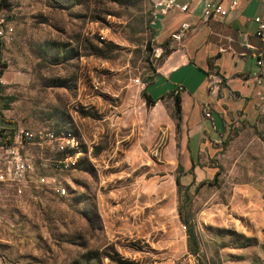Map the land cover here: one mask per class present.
<instances>
[{"label": "rangeland", "instance_id": "1", "mask_svg": "<svg viewBox=\"0 0 264 264\" xmlns=\"http://www.w3.org/2000/svg\"><path fill=\"white\" fill-rule=\"evenodd\" d=\"M153 5L0 0L11 35L0 44L10 77L0 126L71 131L76 141L65 152L22 146L32 177L64 193L0 186V264H264L262 136L226 135L216 158L199 157L215 175L185 184L176 109L142 93L168 52ZM60 159L71 163L53 168Z\"/></svg>", "mask_w": 264, "mask_h": 264}, {"label": "crops", "instance_id": "2", "mask_svg": "<svg viewBox=\"0 0 264 264\" xmlns=\"http://www.w3.org/2000/svg\"><path fill=\"white\" fill-rule=\"evenodd\" d=\"M208 2L229 7V0H176L165 15L155 13L156 38L162 44L159 51L168 52L151 84L144 88L156 106L167 104L176 109L175 97L179 100L174 135L182 138L178 163L186 172L181 175L188 187L215 175L214 165L199 157L216 158L224 149L226 135H261L264 141V98L257 94L263 81L255 66L260 41L254 36L252 20L264 14L263 4L239 0L225 15L206 16L203 11ZM182 5L187 8L181 10ZM182 24L187 25L183 38L171 39ZM214 73H219L224 83L211 91L208 76ZM9 78L6 73L2 79ZM5 128L0 126L10 137L19 130Z\"/></svg>", "mask_w": 264, "mask_h": 264}, {"label": "built area", "instance_id": "3", "mask_svg": "<svg viewBox=\"0 0 264 264\" xmlns=\"http://www.w3.org/2000/svg\"><path fill=\"white\" fill-rule=\"evenodd\" d=\"M176 0H154V11L156 14L165 15L169 8H172ZM263 4L264 0H258ZM239 0H229V7L225 8L220 4L208 2L204 8V15L220 14L225 15L228 9L236 7ZM187 5H182L181 10H185ZM256 24L254 36L260 41L258 53L255 55V66L257 73L261 77L263 83L260 91L257 93L260 99L264 98V14L256 15L252 18ZM187 25L182 24L180 29L171 34V39L179 41L183 38ZM10 30L6 29V25L0 20V44L8 43L11 40ZM0 60V74L4 70ZM209 88L211 91L219 89L224 83V78L219 73L210 74L208 76ZM0 84H3L0 76ZM206 116L210 117V113L206 112ZM24 145L49 146L56 151L65 152L76 148V141L71 131H52V130H29L19 129L16 135L10 137L0 129V186L7 185L15 188L17 193L25 187L37 188L39 186L50 187V181L39 175L32 177L34 165L31 158L22 153L21 149ZM71 163L70 159L53 160L51 166L53 168H67ZM57 193L62 195L64 189L62 187L53 188Z\"/></svg>", "mask_w": 264, "mask_h": 264}, {"label": "trees", "instance_id": "4", "mask_svg": "<svg viewBox=\"0 0 264 264\" xmlns=\"http://www.w3.org/2000/svg\"><path fill=\"white\" fill-rule=\"evenodd\" d=\"M166 44H167V42L163 43V46H165ZM2 67H4V65H2ZM142 93L146 97L147 102H149V103H154L155 102V99L151 98V96H146V93H145L144 89H143ZM175 104H176V111L178 112L180 110V107H179V100H178L177 97H175ZM179 168L182 169L180 166H179ZM185 173L186 172L182 171L180 174H185ZM203 183L204 182L200 183V185L203 184ZM176 184L180 186V180H179L178 177L176 178ZM188 237H189L190 244L193 245V248H190V250L193 253H196V247H197L196 246V238H195V235L192 233V231L188 232Z\"/></svg>", "mask_w": 264, "mask_h": 264}]
</instances>
